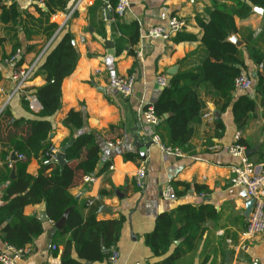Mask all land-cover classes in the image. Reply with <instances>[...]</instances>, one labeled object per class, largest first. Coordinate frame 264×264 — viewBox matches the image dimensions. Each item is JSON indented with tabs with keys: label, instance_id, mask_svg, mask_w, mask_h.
Here are the masks:
<instances>
[{
	"label": "crops",
	"instance_id": "obj_1",
	"mask_svg": "<svg viewBox=\"0 0 264 264\" xmlns=\"http://www.w3.org/2000/svg\"><path fill=\"white\" fill-rule=\"evenodd\" d=\"M76 1H70V10ZM105 2L93 0L72 12L68 19L59 13L48 21L72 36L78 59L73 73L62 82L59 111L47 119L40 117L41 106L38 101L33 102L30 90L45 84L43 76L35 71L43 64L53 40L47 42L43 32L46 21L41 26L36 23L42 18L32 2L0 0V6L16 5L18 12L16 20L11 22L0 11V110L3 108L2 114L8 113L0 121V140L3 143L9 138L24 140L33 121L50 122L48 141L57 152L79 135L94 136L100 150V161L93 174L97 181L91 185L80 181L68 193L84 221L91 216L97 222L124 220L114 264H160L178 250L181 255L174 264H264V234L251 240L242 237L253 209L247 210L249 200L244 189L230 184V167L237 160L229 154L235 135L240 132L246 151H251L249 161L255 166L264 164V95L256 88L259 74L264 76L262 17L254 12L255 8L246 18L235 17L236 31L227 38L230 43L235 39L242 44L234 45L245 64L242 72L254 83L251 91L234 90L230 105L220 113L223 101L204 85L208 117L204 115L195 125L190 153L165 152L152 141L155 136L163 143L167 141L165 123L148 125L142 114L157 102L163 90L155 82L157 75L170 78L174 76L170 75L172 71L175 75L192 71L205 58L206 50L201 45L203 31L197 21L210 20L214 3L212 0H129L125 15L115 18L111 8H104ZM236 4L220 1L217 6L233 8ZM36 5L45 10L42 3ZM172 17L185 22L181 32L168 41L144 38L149 28L166 26ZM16 44L24 52L21 69L39 62L23 91L13 95L14 67L7 65L6 59ZM125 75L136 78L134 93L129 98H123L112 88L114 79ZM243 96L252 99L255 107L248 114L245 127L239 129L232 108ZM71 112L83 117V127L78 131L65 124ZM219 116L224 126L221 138L216 137L212 127ZM6 148L0 143V154ZM139 154L145 155L142 162H145L146 179L142 189L134 184V175L142 162L124 159L125 155ZM12 155L16 154H9L11 170ZM40 158L39 152L27 157L26 174L33 180L41 169ZM172 183L181 185L176 189L177 200L164 201L162 191ZM6 185L0 182V197ZM200 188L204 191L199 193ZM180 207L191 210L178 211ZM37 208L26 207L24 216L39 219ZM162 215L169 216L173 230L183 236L173 240L162 256L155 257L145 237L153 232ZM51 226L50 222L43 223L42 236L27 246L29 254L16 264H49L54 256L60 260L70 234L57 231L52 237V247L57 251L53 252L52 248L48 251L47 232ZM3 247L0 240V249ZM73 257L76 258L75 253Z\"/></svg>",
	"mask_w": 264,
	"mask_h": 264
},
{
	"label": "trees",
	"instance_id": "obj_2",
	"mask_svg": "<svg viewBox=\"0 0 264 264\" xmlns=\"http://www.w3.org/2000/svg\"><path fill=\"white\" fill-rule=\"evenodd\" d=\"M39 12L41 21H46L43 32L47 42L52 43L47 49L43 64L34 72L42 75L45 84L30 89L41 106L40 117L50 119L59 111L61 106V85L65 78L70 76L77 63L78 55L72 42L73 38L61 29L55 36L59 27L55 23H48L59 13H69L71 0H30ZM214 9L210 13L207 23L197 21L202 28L201 45L206 50V56L200 65L189 72L179 73L170 77V85L162 90L157 102L152 108L159 121L166 125L167 141L163 146L173 151L190 153V144L194 136V127L201 122L207 113L204 99V85L223 101L220 113H223L231 102L234 81L245 69V64L237 47L227 41L228 36L236 31L234 18H246L252 14L253 8H264V0H212ZM237 3L236 7L226 8L217 6L218 2ZM42 3L45 10L37 7ZM118 0H106L104 8H111L112 13ZM2 16L14 22L18 17L17 6L9 8L0 6ZM115 18H118L114 12ZM35 23L32 17L27 18ZM191 39V38H189ZM20 51L21 55L16 62V69L23 64V54L20 44L13 48L12 57ZM8 57L6 60H8ZM260 63V62H258ZM33 74V73H32ZM257 90L264 95V76L259 74ZM27 91V90H26ZM255 103L247 96L240 97L232 108L235 123L239 129L245 127L249 113L254 111ZM168 116L164 119V116ZM8 116L7 111L0 115V121ZM30 133L24 140L11 139L7 143L0 140L1 146H6V151L0 154V182L6 185L0 197V240L4 245L14 249H24L34 240L42 236L43 223L33 216H24V209L28 206L40 207L44 205L48 222L58 223L65 214V223L61 233L70 234L64 243L60 256V264H92L106 263L111 250L116 247L124 220L97 222L93 216L85 221L75 209L69 190L84 176L94 174L99 161L100 150L92 134L79 135L74 138L73 145L65 152L68 164L59 170L57 165L50 163L43 165L44 155L53 147L48 141L51 124L48 121L30 122ZM83 117L80 113L71 112L65 124L78 131L83 127ZM159 125V124H158ZM157 125V126H158ZM216 137L221 138L224 132L222 120L217 117L212 123ZM240 145H246L240 140ZM40 153L41 169L39 175L33 180L26 174L27 157L30 153ZM16 154L13 162L15 179L10 180L9 154ZM25 160H19L18 156ZM126 161L144 160L139 154L125 155ZM176 190L179 183L171 184ZM202 188L198 192H203ZM177 194V192H176ZM178 196V195H177ZM191 210L180 207L178 211ZM180 231H174L171 218L167 215L159 217L153 232L145 237V243L155 257L162 256L173 240L182 237ZM75 253L76 258L73 257ZM181 255L180 251L174 252L160 264H174ZM85 262V263H84ZM47 264V263H45Z\"/></svg>",
	"mask_w": 264,
	"mask_h": 264
},
{
	"label": "built area",
	"instance_id": "obj_3",
	"mask_svg": "<svg viewBox=\"0 0 264 264\" xmlns=\"http://www.w3.org/2000/svg\"><path fill=\"white\" fill-rule=\"evenodd\" d=\"M31 2L30 0H26ZM93 0H77L73 5L72 9L66 15L67 19L69 15L92 2ZM129 0H118L114 12L118 18H122L126 11L129 9ZM109 8V7H107ZM186 24L183 20L176 17L169 19L166 26H154L149 28L145 33V39L150 41L161 40L168 41L173 35L181 32L185 28ZM61 30L58 29L56 34ZM21 53L17 51L12 57L6 60L7 65L14 67L12 74V79L15 81V87L13 89V95L17 92L23 91L29 82L32 73L38 65V61H35L33 65L26 69H16V62L19 59ZM156 84L161 88H168L170 85V78L166 75H157L155 79ZM136 85V78L134 75L119 76L112 82V88L115 92L121 95L123 98H129L134 93V88ZM254 83L245 73L241 72L239 76L234 81V89L239 91H251ZM33 102L36 104L37 100L35 97L32 98ZM3 112V108L0 110V115ZM205 117H208L205 115ZM144 122L151 126H157L159 124V118L155 115L152 107H147L142 114ZM241 140V133L238 132L234 138V144L229 149V154L236 158L237 164L230 167V184L233 187L242 188L246 192L249 201H253V210L249 218L247 227L242 234L243 239L251 240L257 236L264 234V164L260 166L253 165L247 156L245 155L246 149L239 144ZM153 143L157 145L162 151L165 152H175L170 148L163 146L162 141L158 136L153 137ZM109 147H113V144H109ZM57 151L51 149L44 155L43 165H49L55 158ZM19 160H25L24 157L18 156ZM112 170V167H109ZM146 179V167L145 162H142L134 175V184L138 189H142L144 181ZM97 181L96 176L89 174L84 176L83 183L86 185L94 184ZM203 195V194H202ZM162 198L164 201L175 202L177 200L176 190L172 185H166L162 191ZM29 249L25 247L24 249H14L10 246L4 245L0 249V264H16V261L23 258L29 254ZM52 251L56 252L57 248L52 247ZM118 259V252L115 248L111 250V255L108 258V264H114ZM49 264H60L57 257H52Z\"/></svg>",
	"mask_w": 264,
	"mask_h": 264
},
{
	"label": "water",
	"instance_id": "obj_4",
	"mask_svg": "<svg viewBox=\"0 0 264 264\" xmlns=\"http://www.w3.org/2000/svg\"><path fill=\"white\" fill-rule=\"evenodd\" d=\"M254 12L258 15H260L262 17V21H263V24H264V9L262 8H255L254 9ZM109 16V15H107ZM233 44H235L237 47H240L242 44L238 41H236L235 39H232L231 41ZM72 45L75 49V51L77 52V47H76V44L75 42L73 41L72 42ZM170 75H175V72L172 71L170 72ZM164 119H167V116L165 115L164 116ZM52 135L49 136V138H51ZM74 141H69L66 145H64L56 154H55V158L54 160L52 161V163L54 165H57L59 167V170L62 171L63 168L68 164V161L66 159V156H65V152L68 148H70L72 145H73ZM251 151H246L245 155L248 157V155L250 154ZM143 159H145V155H141ZM11 159L12 161L15 160L14 156L12 155L11 156ZM10 179L11 180H14L15 179V171H14V167H12V170H11V174H10ZM0 192H1V189H0ZM253 208V201H249L248 202V205H247V210L250 212V210H252ZM37 212L39 213V220L42 222V223H47L48 222V218L45 214V207L44 205L40 206L37 208ZM65 218H66V214L64 215V217L58 222V223H55V224H52L51 226V229L48 230V241H47V250L50 251L51 248H52V237L55 235V233L57 231H61L62 228L64 227V223H65Z\"/></svg>",
	"mask_w": 264,
	"mask_h": 264
}]
</instances>
